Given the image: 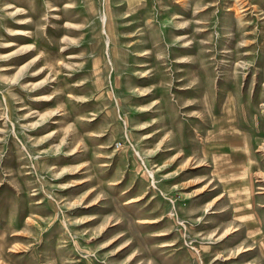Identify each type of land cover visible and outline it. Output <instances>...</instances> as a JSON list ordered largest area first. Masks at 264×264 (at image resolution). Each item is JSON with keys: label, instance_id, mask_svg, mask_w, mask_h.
Segmentation results:
<instances>
[{"label": "rangeland", "instance_id": "obj_1", "mask_svg": "<svg viewBox=\"0 0 264 264\" xmlns=\"http://www.w3.org/2000/svg\"><path fill=\"white\" fill-rule=\"evenodd\" d=\"M0 264H264V0H0Z\"/></svg>", "mask_w": 264, "mask_h": 264}, {"label": "crops", "instance_id": "obj_2", "mask_svg": "<svg viewBox=\"0 0 264 264\" xmlns=\"http://www.w3.org/2000/svg\"><path fill=\"white\" fill-rule=\"evenodd\" d=\"M238 150H240V149H229L228 151V153H227V155H226V153L225 154H223V155H225V156H228V158H232V153H236ZM242 150H244V149H242ZM240 152V151H239Z\"/></svg>", "mask_w": 264, "mask_h": 264}]
</instances>
